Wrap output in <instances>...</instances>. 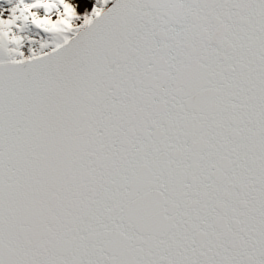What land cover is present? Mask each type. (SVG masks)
Returning <instances> with one entry per match:
<instances>
[{"label":"snow or ice","instance_id":"obj_1","mask_svg":"<svg viewBox=\"0 0 264 264\" xmlns=\"http://www.w3.org/2000/svg\"><path fill=\"white\" fill-rule=\"evenodd\" d=\"M0 264H264V0H0Z\"/></svg>","mask_w":264,"mask_h":264}]
</instances>
